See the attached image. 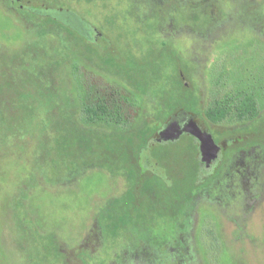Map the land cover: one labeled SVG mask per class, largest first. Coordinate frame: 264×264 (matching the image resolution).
<instances>
[{"label":"rangeland","instance_id":"obj_1","mask_svg":"<svg viewBox=\"0 0 264 264\" xmlns=\"http://www.w3.org/2000/svg\"><path fill=\"white\" fill-rule=\"evenodd\" d=\"M22 3L38 15L0 0V264H48L39 239L55 243L62 264H264L262 137L230 149L178 216L143 214L154 199L136 194L141 224L112 229L130 210L127 173H138L139 144L169 120L178 89L170 54L218 145L264 127V0ZM65 11L137 58L164 47L161 79L104 63L102 53L47 18L74 24ZM87 133L101 138L82 152L75 138ZM60 136L70 144L58 146ZM185 148L158 154L171 165ZM80 156L110 169L50 171L76 166Z\"/></svg>","mask_w":264,"mask_h":264},{"label":"trees","instance_id":"obj_2","mask_svg":"<svg viewBox=\"0 0 264 264\" xmlns=\"http://www.w3.org/2000/svg\"><path fill=\"white\" fill-rule=\"evenodd\" d=\"M20 4V3H19ZM13 6V5H12ZM15 7V6H13ZM25 6L19 8L23 9ZM18 9L17 7H15ZM30 12H33L36 16L37 13H34L33 10H29ZM64 11V10H63ZM28 12V11H24ZM68 14L72 15L73 13L65 11ZM39 17V16H38ZM46 17V16H45ZM51 19L52 23L59 25L64 30L70 32L71 34L75 32L73 29L74 24H69L68 22H61L60 20L52 17H47ZM185 20V19H184ZM97 43L96 45L90 44L91 48L99 53L105 54L108 58H106V62H109L111 65H115L116 68L119 70H122L127 73L133 74V72L137 71H144L148 70L153 76L157 77V79H161L162 77V70L163 65L166 64L165 59L163 57V53L165 51L164 47L160 48V52H154V48L152 47L151 50H148V52H144L145 57H136L131 53L129 49L119 44L120 48H115L112 45L111 38H107L105 40V44ZM86 44V42H85ZM87 45V44H86ZM122 49L125 51H129V56H127V59L121 57V54L119 51L122 52ZM169 49H167L168 51ZM170 53V52H169ZM141 55V54H140ZM139 55V56H140ZM165 55V53H164ZM169 60L170 63L175 67V81L177 84L178 89H175V97L168 105V112L166 120L175 117L183 112L191 113L195 116V119L199 123L200 126H202L204 129L208 130V127L202 124L200 121V118L196 114V112L193 110L192 100H191V87L188 86V82L186 81V77L183 74L184 70L182 69L181 63L177 57H175V54H170ZM105 57V56H104ZM164 59V60H163ZM179 72V74H178ZM179 90V91H178ZM142 132L144 131L141 130ZM157 129L152 130L150 134H148L145 139L139 144V148L137 149V152L134 156V163L135 167L137 168L138 173L135 177L131 176V173H127L128 178L132 182V185L129 189V191L132 190V198L129 203V211L124 212V218L119 223L116 224L117 226L115 228L112 227V229H117L118 227H128L129 226H136L138 224H141L139 220H137L136 210L142 205V203L139 202V198H136V194L140 195H147L151 194L152 198L154 200H150L149 204H147V209H144L142 212L143 214L146 213H154L157 215H167V213H173V216H178L179 213H181V209L183 206L190 201L193 196L195 195L196 191L201 188L204 183L214 174V172L217 171L219 166L222 164H219L213 174H208L206 171L200 169L198 165L197 160V148L196 144L193 142V139L187 135H184L180 138V140L175 143H165L162 145H159L151 150L152 157L156 160V162L159 163V166L164 169L166 172L167 180L162 179L159 175L151 172H145L147 174H150L155 180L156 183L152 185H147L146 182H144L143 173L140 171V166L138 164L139 157L141 154V151L144 150L149 141L152 139V137L156 134ZM210 132V131H209ZM81 136H77L75 138V143L82 142L84 144V148L81 150L84 152L85 150H88L87 144L90 142H99V139L101 136L95 135V134H80ZM64 136V135H63ZM61 137L60 145L62 146H68L69 140L67 137ZM55 137H58L57 135ZM264 138V127L253 132L252 134L248 133L247 135H239L234 137H230L226 142L227 144L223 146L224 150V156L222 162L225 160L226 155L228 154L230 149H237L239 147L245 146V144H252L253 141H256L257 138ZM57 139V138H56ZM250 140V141H249ZM235 142V143H234ZM56 143V141H55ZM234 143V144H232ZM185 144L186 151L183 153L174 152V158L172 159L171 165L167 162H165L166 159H163L162 156H159L158 152L161 150H165L166 148H179ZM83 157V156H82ZM81 156L78 157L79 164L77 163L76 166L70 165L65 166L63 169H57L56 167H50V171L54 175H60L61 172H63L66 168H74V167H81V166H90V167H96V168H107L110 169L109 166L105 161H101L98 159V157H91L87 156L82 158ZM94 160V161H93ZM87 161V162H86ZM82 162V163H80ZM102 165V166H101ZM57 169V170H56ZM149 214V215H150ZM39 241L43 242L45 244V247H43V262H48V264H62L61 259H59V253H57L56 245L51 239H39ZM56 255V256H55Z\"/></svg>","mask_w":264,"mask_h":264},{"label":"water","instance_id":"obj_3","mask_svg":"<svg viewBox=\"0 0 264 264\" xmlns=\"http://www.w3.org/2000/svg\"><path fill=\"white\" fill-rule=\"evenodd\" d=\"M20 0H11L13 6L23 7ZM183 135H189L197 145V160L200 169L207 173H212L222 159L223 150L214 141L212 135L200 127L195 116L188 112H183L170 118L159 129L154 137L149 141L139 157V164L143 170H149L161 177H164L162 170L158 168L156 160L151 156L150 149L165 143H177Z\"/></svg>","mask_w":264,"mask_h":264},{"label":"flooded vegetation","instance_id":"obj_4","mask_svg":"<svg viewBox=\"0 0 264 264\" xmlns=\"http://www.w3.org/2000/svg\"><path fill=\"white\" fill-rule=\"evenodd\" d=\"M22 1L23 0H20V2L19 3H22ZM23 4V3H22ZM21 5V4H20ZM25 5V4H24ZM15 8V7H14ZM19 9V8H18ZM19 10H24V11H29L30 10V8L28 7V6H26L25 5V7L23 8V9H19ZM72 19L73 20H75V22H74V26H73V29L75 30V32L74 33H72L80 42H82L83 44H85V42H86V44L88 45V46H91L90 44H94V45H96L97 43H101L100 42V40L102 41V43L103 44H105L106 45V43H105V40L107 39V37L104 35V34H102V33H100L96 28H94L92 25H90V24H88L86 21H84V20H82V18L80 17V16H78V15H76V14H72ZM85 44V45H86ZM96 52V51H95ZM105 57H104V63L106 62V58H108L105 54H103ZM106 63H109V62H106ZM122 71V70H121ZM124 72V71H123ZM197 121V120H196ZM198 123V122H197ZM198 125H199V123H198ZM200 126V125H199ZM200 127H202V126H200ZM203 128V127H202ZM204 129V128H203ZM204 130H206V129H204ZM207 132H209L208 130H206ZM210 134H212L211 132H209ZM184 136V135H183ZM187 136H189V135H187ZM189 137H191V136H189ZM192 138V137H191ZM193 139V138H192ZM194 142V141H193ZM221 148H222V150H223V147L221 146V145H219ZM155 148V147H154ZM196 148H197V145H196ZM146 149V148H145ZM153 148H151L150 149V154L152 155V152H151V150H152ZM143 151V150H142ZM141 151V152H142ZM197 151V150H196ZM197 154V153H196ZM223 156H224V150H223V155H222V159H221V161L219 162V164H221L222 163V160H223ZM138 164H139V162H138ZM157 164H158V168L160 169V170H162L161 172H163V174H164V177H161L162 179H164V180H167V177H166V172L164 171V169H162L160 166H159V163L157 162ZM218 164V165H219ZM217 165V166H218ZM139 166H140V164H139ZM216 166V167H217ZM216 169V168H215ZM215 169H214V171H215ZM203 170V169H202ZM140 171L142 172V173H145V172H151V171H149V170H143L142 169V167L140 166ZM213 171V172H214ZM203 172H205V171H203ZM213 172L212 173H208V174H213ZM152 173V172H151ZM205 174H206V172H205Z\"/></svg>","mask_w":264,"mask_h":264}]
</instances>
